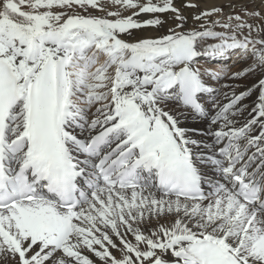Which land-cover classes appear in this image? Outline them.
<instances>
[{
    "label": "snow or ice",
    "instance_id": "snow-or-ice-1",
    "mask_svg": "<svg viewBox=\"0 0 264 264\" xmlns=\"http://www.w3.org/2000/svg\"><path fill=\"white\" fill-rule=\"evenodd\" d=\"M227 7L0 0V264H264V7Z\"/></svg>",
    "mask_w": 264,
    "mask_h": 264
},
{
    "label": "rangeland",
    "instance_id": "rangeland-1",
    "mask_svg": "<svg viewBox=\"0 0 264 264\" xmlns=\"http://www.w3.org/2000/svg\"><path fill=\"white\" fill-rule=\"evenodd\" d=\"M184 2V0H178L179 3H176L177 7H180L181 4ZM194 2L198 3L200 6V9L202 10H208L211 9L212 7H224L225 11L228 12L229 9L227 7V5L229 4H233L235 6V10L236 12H239L241 7H247L249 10H253V9H260L262 7H264V0H194ZM183 14L185 16H188V14L185 11V8L181 9ZM197 10H193L194 11H198ZM79 11V10H77ZM96 15H103V13L100 12H95ZM128 14V13H125ZM162 19H168V17L171 15L170 13L168 14H160ZM169 15V16H168ZM169 26V25H168ZM167 25L165 26V28L160 29L159 32L156 30H145V31H141V30H135L134 31V35L135 36H153V35H159L161 33H163L164 31H166ZM223 63H231V61H223L221 64H218L217 67H221L223 66ZM242 67L241 65H237L233 68V70H239L240 67Z\"/></svg>",
    "mask_w": 264,
    "mask_h": 264
},
{
    "label": "bare ground",
    "instance_id": "bare-ground-1",
    "mask_svg": "<svg viewBox=\"0 0 264 264\" xmlns=\"http://www.w3.org/2000/svg\"><path fill=\"white\" fill-rule=\"evenodd\" d=\"M183 2V1H182ZM176 3H179L178 0H176ZM184 9V8H183ZM24 10H27L26 8ZM186 13L188 14L189 17L193 15L192 9L185 8ZM165 15V14H164ZM166 16V15H165ZM169 16V15H168ZM167 17V16H166ZM168 26V25H167ZM240 67V66H238Z\"/></svg>",
    "mask_w": 264,
    "mask_h": 264
}]
</instances>
